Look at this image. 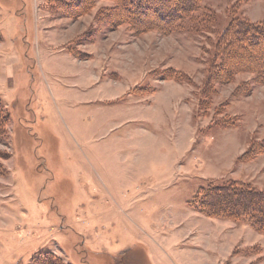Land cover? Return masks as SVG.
I'll return each mask as SVG.
<instances>
[{"label": "rangeland", "instance_id": "rangeland-1", "mask_svg": "<svg viewBox=\"0 0 264 264\" xmlns=\"http://www.w3.org/2000/svg\"><path fill=\"white\" fill-rule=\"evenodd\" d=\"M200 2L205 21L135 35L114 0H0V264H264V233L194 206L264 190V46L208 80L264 0Z\"/></svg>", "mask_w": 264, "mask_h": 264}, {"label": "trees", "instance_id": "trees-1", "mask_svg": "<svg viewBox=\"0 0 264 264\" xmlns=\"http://www.w3.org/2000/svg\"><path fill=\"white\" fill-rule=\"evenodd\" d=\"M66 1L68 5L75 8L83 0ZM200 1L114 0L115 4L105 21L117 24L119 20H122L120 22H126L129 30L135 35L149 29V27L145 28L144 26L147 25L145 23L150 22L151 24L148 25L152 29L161 34H168L184 26V23L196 22L198 14L199 19L205 21V17L208 15L205 14L204 16ZM124 11H126V15H124ZM121 15L122 19H120ZM255 44L262 45L261 47L264 46V22H252L237 17L231 19V22L223 31L221 39L219 38L218 44L215 45V52L221 57L223 65L217 63L216 60L213 61L208 80L211 81L215 76L223 78L221 73L218 74L219 67H221L220 70L224 71L223 74L227 76L223 79H230L238 70L236 67L238 65L235 64L248 66V61L244 58L246 53H242V51L245 48L258 50V46L255 47ZM254 69V71H257L255 78L263 81L264 67L258 66ZM166 71L170 72V69ZM164 74L166 73L164 72ZM2 123L3 121H0V127ZM194 201L195 208L207 216L233 220L244 219L255 230L264 233L263 189H256L247 185V183L238 182L208 184L199 191V194H196Z\"/></svg>", "mask_w": 264, "mask_h": 264}, {"label": "crops", "instance_id": "crops-1", "mask_svg": "<svg viewBox=\"0 0 264 264\" xmlns=\"http://www.w3.org/2000/svg\"><path fill=\"white\" fill-rule=\"evenodd\" d=\"M129 91V90H128ZM127 91H124L123 93H126ZM122 93V94H123ZM120 95H121V93H120ZM224 222V221H223ZM234 222V221H233ZM238 228H240V230L243 232V233H249V232H251V229L247 226V225H245V224H243V226L241 227H238ZM230 230H233L232 228L230 229ZM245 231V232H244Z\"/></svg>", "mask_w": 264, "mask_h": 264}]
</instances>
